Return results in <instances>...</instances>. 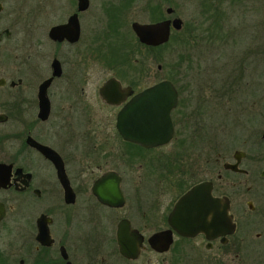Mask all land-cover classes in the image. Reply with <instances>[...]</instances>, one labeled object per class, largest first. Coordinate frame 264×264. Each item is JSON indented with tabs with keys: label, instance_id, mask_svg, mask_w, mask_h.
I'll return each instance as SVG.
<instances>
[{
	"label": "flooded vegetation",
	"instance_id": "1",
	"mask_svg": "<svg viewBox=\"0 0 264 264\" xmlns=\"http://www.w3.org/2000/svg\"><path fill=\"white\" fill-rule=\"evenodd\" d=\"M135 1L107 0L98 15L91 0L58 6L0 0V264H264V120L261 127L251 111L264 108V101H233L234 79L226 85L223 76L186 78L182 63L167 80L176 93L168 141L144 147L116 129L128 102L163 81L145 84L141 51L168 45L182 31L171 30L169 42L158 47L138 40L133 23L177 18L168 5L153 20L161 11L158 0L147 3V22L133 20L124 33ZM202 4L219 11L224 0ZM71 19L79 29L75 41L68 33L50 36ZM75 49L115 73L90 91L93 74L73 68L80 59L66 52ZM259 52L264 57V45ZM110 79L123 91L113 104L100 95ZM95 93L104 106L95 105ZM98 108L112 112L102 117ZM215 108L236 111L211 127ZM241 109H249L243 123ZM140 111L137 123L144 120ZM200 185L211 198L227 199L230 233L186 236L170 225L177 201Z\"/></svg>",
	"mask_w": 264,
	"mask_h": 264
},
{
	"label": "rangeland",
	"instance_id": "2",
	"mask_svg": "<svg viewBox=\"0 0 264 264\" xmlns=\"http://www.w3.org/2000/svg\"><path fill=\"white\" fill-rule=\"evenodd\" d=\"M55 5L63 4V0H49ZM107 0H91L93 6L106 5ZM203 0H160L161 11L166 6L174 9V17L181 19L183 23L181 33H175L167 47L157 51H141L144 59L143 72L145 74V84L150 85L159 80H168L175 69V65H182L186 70L187 77L201 79L206 75L209 79L219 81L224 77L226 85L234 79L237 92L233 95V101H264V57L259 52L264 45V26L262 8L264 0H255L256 9L252 10V0H224V5L219 11H206L202 4ZM152 4L158 0H136L127 14V21L130 22L122 27L124 33H129L130 23L133 20L147 22L150 12L147 10V3ZM41 5V0H36V4ZM96 12V11H95ZM125 14V15H126ZM125 16H123V19ZM41 21V18L39 19ZM37 32L41 34V23ZM105 27L103 22L97 25V31ZM83 31L88 32V25L83 24ZM254 38H256L254 40ZM131 39V37H130ZM132 40V39H131ZM256 44V55L253 45ZM80 50L81 45L79 46ZM77 49V51L79 50ZM72 59H80L74 62L73 68L86 69L87 73L93 74L89 86L90 91L94 87L96 90L104 80L114 74V70L109 68L102 60L85 61L79 53L73 50L66 51ZM74 56H73V55ZM71 59V61H72ZM185 62V63H184ZM69 63V62H68ZM73 63V62H72ZM69 63V64H72ZM67 65V64H66ZM160 66V70H158ZM193 73V74H192ZM184 83V81H182ZM97 107L101 104L98 94L95 93ZM99 116H106L112 111L98 108ZM233 111L227 108H215L210 112L209 125L215 127V123L222 117L233 116ZM237 115L240 123L248 120L249 109H241ZM246 111V112H245ZM252 118L256 117L258 124L263 126L264 108L260 105L252 109ZM214 112V113H213ZM223 142H227L225 137ZM260 199L264 202V195ZM196 264V263H193Z\"/></svg>",
	"mask_w": 264,
	"mask_h": 264
},
{
	"label": "water",
	"instance_id": "3",
	"mask_svg": "<svg viewBox=\"0 0 264 264\" xmlns=\"http://www.w3.org/2000/svg\"><path fill=\"white\" fill-rule=\"evenodd\" d=\"M166 13L172 14V9H167ZM75 21L71 19L67 26L53 28L50 36L57 39L60 35L68 33L70 40L75 41L79 32ZM181 28L182 21L179 18L162 20L153 24H132V30L138 40L142 44L152 47L167 44L171 30L179 31ZM122 93L119 83L113 79L105 82L100 89L101 97L109 104L115 103V96ZM175 105L176 93L172 84L167 80L160 81L128 102L117 116L116 129L125 140L141 146L162 145L171 136V130L168 127L169 111ZM141 109L145 110L144 120L137 123L138 117H141ZM140 125L144 128V135L138 131ZM159 133L160 135H158ZM226 167L236 168L235 165ZM228 210L227 199L223 202V200L211 198L207 193V188L200 185L177 201L170 214L169 223L178 233L186 236H193L197 233L228 234L234 229ZM119 243L122 246L121 236H119Z\"/></svg>",
	"mask_w": 264,
	"mask_h": 264
},
{
	"label": "trees",
	"instance_id": "4",
	"mask_svg": "<svg viewBox=\"0 0 264 264\" xmlns=\"http://www.w3.org/2000/svg\"><path fill=\"white\" fill-rule=\"evenodd\" d=\"M158 14H159V15H158L157 17H154L153 20H157L158 17H159V18H162V17H163V13H162V11H160ZM171 40H172V39H171ZM168 45H169V44H168ZM165 47H167V45L162 46V47H160V48H158V49L145 48V49H146L145 51H146V54H147V53L150 52V51H157V50H160V49L165 48ZM114 49H116V48H114ZM116 50H117V49H116ZM117 52H118V51H117ZM117 52H116L115 50H113L112 62H116V61H118V60H117Z\"/></svg>",
	"mask_w": 264,
	"mask_h": 264
}]
</instances>
